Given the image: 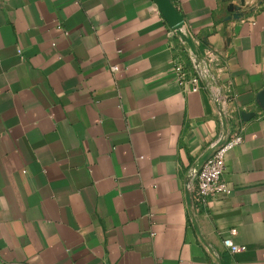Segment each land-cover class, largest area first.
<instances>
[{"label":"crops","instance_id":"obj_1","mask_svg":"<svg viewBox=\"0 0 264 264\" xmlns=\"http://www.w3.org/2000/svg\"><path fill=\"white\" fill-rule=\"evenodd\" d=\"M173 1L201 55L156 0H0V264H264V0ZM228 110L232 191L196 227L186 182Z\"/></svg>","mask_w":264,"mask_h":264},{"label":"built area","instance_id":"obj_2","mask_svg":"<svg viewBox=\"0 0 264 264\" xmlns=\"http://www.w3.org/2000/svg\"><path fill=\"white\" fill-rule=\"evenodd\" d=\"M158 8L159 7H157V10L160 13ZM171 34L174 35L175 31L172 30ZM187 49L190 50L188 47ZM113 68L117 69V66H114ZM175 73L177 74L179 84L183 87V90L189 91V84L192 86L191 91L199 90V74L195 72L192 73L189 70L187 63L181 58L176 59ZM209 73L210 75H214V72L210 68ZM227 112L229 113L227 115L231 118V123L228 124L227 131H225L220 141L211 147L212 152L208 159L201 166H193L190 168L186 186H189L190 188L195 212L202 210L208 205V199L211 195H215L217 193L229 194L232 191L230 186H228V184L223 180V175L226 171V156L230 150L244 141V136L242 132L243 127L240 122L236 120L234 111L228 110ZM231 233L235 235L237 233V229H232ZM225 244L233 253L239 252L242 249L239 244L234 243L231 239L225 240Z\"/></svg>","mask_w":264,"mask_h":264},{"label":"water","instance_id":"obj_3","mask_svg":"<svg viewBox=\"0 0 264 264\" xmlns=\"http://www.w3.org/2000/svg\"><path fill=\"white\" fill-rule=\"evenodd\" d=\"M162 15L165 17V19L168 21L172 29L175 31V33L180 36V38L185 42L187 47L192 51L195 55H201V51L198 49L197 44L193 38V36L185 31L184 25L185 20L184 16L180 13L178 7L174 3L173 0H156ZM241 4H234L230 3L228 6V10L233 12L232 16L229 18H240L245 13L242 11L243 6L245 5V0H240ZM228 125L225 124V131H227ZM225 133V132H224ZM212 152V149L207 151L198 161V163L195 165L196 167L201 166L210 156ZM187 203L189 210L192 214L193 222L196 227H198L197 219L195 217V210L193 208L192 203V196L189 186L187 187ZM222 264H224L222 262Z\"/></svg>","mask_w":264,"mask_h":264}]
</instances>
